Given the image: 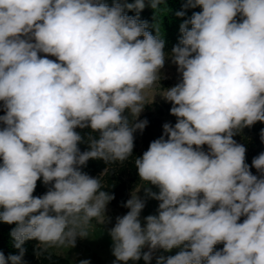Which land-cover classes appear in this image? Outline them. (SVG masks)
Masks as SVG:
<instances>
[{"label":"clouds","instance_id":"clouds-1","mask_svg":"<svg viewBox=\"0 0 264 264\" xmlns=\"http://www.w3.org/2000/svg\"><path fill=\"white\" fill-rule=\"evenodd\" d=\"M197 6L166 54L159 26L153 35L140 20L145 0H0V221L15 225L19 250L0 252V264H22L26 241H38L37 256L74 248L94 220H109L114 195L80 169L90 159L127 161L134 133L148 124L138 117L157 94L177 121L134 159L141 184L108 230L113 264H150L154 252L173 248L181 250L156 264H264V152L252 160L258 177L233 138L264 123V0H186L185 8ZM166 59L181 80L161 89ZM89 127L100 135L81 152L76 129ZM41 178L51 187L34 196ZM141 187L159 201L143 222Z\"/></svg>","mask_w":264,"mask_h":264},{"label":"trees","instance_id":"trees-1","mask_svg":"<svg viewBox=\"0 0 264 264\" xmlns=\"http://www.w3.org/2000/svg\"><path fill=\"white\" fill-rule=\"evenodd\" d=\"M102 2L112 6L114 0H102ZM121 3L124 0H120ZM127 2H134V0H127ZM146 7L140 12V20L148 22V31L153 35H156L155 25L160 28L161 38L165 41V53L170 54L174 45H177L181 33L179 31L180 25L191 18L194 12L202 11V7L197 6L196 8H185L186 0H164L158 6V9H152L148 5V0H145ZM184 11L185 15L183 17H178L177 12ZM126 13L130 16H135V11H127ZM239 21V15L236 17ZM191 25H189V28ZM141 39L143 37H140ZM42 58L46 56L44 53H39ZM48 59L57 61L55 56H47ZM58 62V61H57ZM2 104V102H0ZM172 105L170 102L153 101L146 104L144 110L140 113L138 120H147L148 124L145 129L141 132L137 130L134 133V149L132 156L125 162L106 164L100 159H90L85 166L81 167V171L88 174L94 178H100L102 181L101 191H106L114 195V199L109 203L116 211L110 219V225L113 227L115 224V218L117 216H123L129 209L124 207V204L128 199L131 198L132 192L141 184L140 178L138 176L137 168L134 164V159L142 156V154L148 150L150 143L163 135V125L169 123L175 125L177 118L170 114V109ZM4 111L0 110V115H4ZM124 115L128 116L129 120L132 117L126 110ZM4 127L0 124V128ZM264 129V123L257 122L251 127H245L238 131L233 137L237 143L242 144L246 148V158L245 163L250 166V171L253 175L260 176V173L252 167V160L257 157L260 153L264 152V142L261 141L260 133ZM77 132L84 138L83 142L78 144L81 152L89 150L88 136L98 139L100 133L93 132L90 127L84 129H76ZM195 147V146H194ZM203 150L208 151V146L204 145ZM0 163H2V158H0ZM105 169L108 171L105 172ZM51 185H44L41 180L37 181V187L33 193L34 196H42L46 193ZM146 204L141 212V221L143 222L144 217L148 215H156L159 201L155 199H146ZM2 210V209H0ZM246 217L240 218V223ZM15 227V225H9L0 221V252H2L5 257L9 255H18L19 250L13 247V240L10 236V230ZM109 228V227H106ZM38 241L31 240L26 241L23 247L25 248V254L23 256L22 264H73L70 260L50 251L46 252L40 256L36 255V245ZM224 247L223 243H218L214 246L215 250H222Z\"/></svg>","mask_w":264,"mask_h":264},{"label":"rangeland","instance_id":"rangeland-1","mask_svg":"<svg viewBox=\"0 0 264 264\" xmlns=\"http://www.w3.org/2000/svg\"><path fill=\"white\" fill-rule=\"evenodd\" d=\"M161 79L159 81L161 89H168L175 86L181 80V74L177 71V66L171 62L170 59H166L164 67L161 69ZM159 90V85H157L152 92L148 93V102H151L153 94ZM164 100L161 95L157 94L153 101ZM165 101V100H164ZM153 192H158V188L152 185H148ZM138 195L146 200L150 199L145 196L143 187L140 188ZM116 210L107 205V211L105 213L109 220L103 224L93 221V226L90 229V237L88 238H77L76 246L74 248L64 250H52V252L70 260L73 264H79L81 260H89L90 264H113L115 257L112 254V240L108 234V230L112 228L110 225V219L114 215ZM109 227V228H106ZM182 247V246H181ZM145 247L143 251H147ZM181 248H173L171 251H164L159 249L153 253V259L150 264H156V258L159 256H174ZM123 264V262H121ZM127 264H145L143 259L139 261H128Z\"/></svg>","mask_w":264,"mask_h":264}]
</instances>
